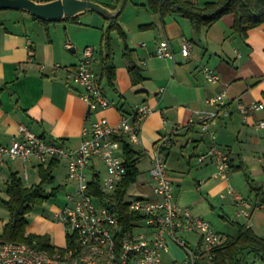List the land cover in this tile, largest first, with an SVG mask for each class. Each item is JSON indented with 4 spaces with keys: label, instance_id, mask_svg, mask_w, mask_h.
<instances>
[{
    "label": "crops",
    "instance_id": "crops-1",
    "mask_svg": "<svg viewBox=\"0 0 264 264\" xmlns=\"http://www.w3.org/2000/svg\"><path fill=\"white\" fill-rule=\"evenodd\" d=\"M93 1L110 8L118 3V0ZM193 1L200 4L207 0ZM146 2L131 0L126 7V0L118 15L125 31V43L132 50V61L141 68L144 76L136 85L131 82L128 63L123 56L125 43L115 30L110 33L109 59L114 66L113 83L109 84L102 74L99 50L102 32L109 22L98 13L86 11L75 20L44 23L33 19L26 11L12 14L4 11L8 9H0V144L17 136L18 125L23 123L39 136L60 139L76 148L84 125L99 116H105L111 124L117 125L122 114H130L139 104L146 103L151 110L141 121L139 142H130L131 147L143 153L137 162L139 173L132 183L138 190L135 197L152 196L151 154L158 138L168 134L170 140L162 153L178 205L208 219L216 231L236 236L237 223L245 224L246 219L236 215L240 205L228 192L231 188L251 203L247 225L256 235L264 237V206L256 202L244 174L264 189V124H257L264 121V107L246 117L237 109L238 101L264 105V22L241 37L232 30L233 14L227 13L196 31L187 18L175 12L162 21L157 12L147 8ZM124 7L127 13L123 11ZM143 24L152 26L141 28ZM162 39L168 41L173 58L154 54L157 42ZM185 39L192 43L188 56L180 51ZM85 46L95 48L96 59L92 67L111 102L110 107L91 113H87V104L77 94L66 70L52 71L51 68L55 63L66 67L75 65ZM41 64L45 65L44 69L40 68ZM201 65L214 68L219 79L207 81ZM223 92L227 113L219 114L213 128L216 142L229 152L231 169L226 179H218L212 175L215 170L213 159L199 161L197 158L206 150L208 138L199 134L196 122H187L197 113L209 114L216 110L206 99ZM177 126L180 128L175 132ZM52 159L55 161L54 184L43 187L48 192L52 186L60 185L66 194L67 190L73 189L67 176L66 161ZM38 169V164L29 163L24 169L21 160L6 159L0 173V193H6V180L11 172H16L25 186L35 185L40 180ZM104 172L100 158H92L87 167L88 178L94 174L101 177ZM7 197L6 193L2 199ZM65 200L66 196L62 202L53 203L48 217L34 214L27 230L47 234L50 243L63 247L66 243L64 227L53 220L51 213ZM2 208L0 232L10 217L8 209L4 205ZM185 238L193 246L198 241L195 233H187ZM239 259V264H264L249 251L240 253Z\"/></svg>",
    "mask_w": 264,
    "mask_h": 264
},
{
    "label": "built area",
    "instance_id": "built-area-1",
    "mask_svg": "<svg viewBox=\"0 0 264 264\" xmlns=\"http://www.w3.org/2000/svg\"><path fill=\"white\" fill-rule=\"evenodd\" d=\"M191 47L189 40H183L180 47L182 55L188 56ZM154 54L174 57L166 39L157 42ZM95 59V48L85 46L75 65L66 67L55 63L51 66L52 71L66 70L77 94L87 104V113L111 106L104 84L92 67ZM200 67L207 81L219 79L214 68L208 65ZM40 68L44 69L45 65L41 64ZM224 96L223 92L208 97L206 102L213 103L216 110L209 114L197 113L187 122H196L199 134L208 138L206 150L197 158L199 161L212 158L215 163L212 175L218 179H226L231 169L229 152L216 142L213 128L219 114L227 113ZM263 107L261 102H237V109L245 117ZM150 110L146 103H141L130 114H122L117 125L111 124L105 116H99L83 126L76 148L60 139L39 136L23 123L18 125V135L8 143L0 144V173L6 159L21 160L24 169L29 163L40 165L52 158L64 159L73 189L66 193L64 204L53 210L51 217L63 225L69 242L50 252L39 247L35 240L0 241V264H197L199 259L210 262L215 249L225 243L226 235L216 231L208 219L194 214L188 207H180L175 200L173 183L161 150L170 140V135H161L151 154L152 196L128 200L129 209L142 215L140 220L132 222L129 231L121 232L116 209L108 199L90 191L91 178L87 176V167L94 157L100 158L105 169L99 177L100 189L106 193L115 190L125 174L119 136H125L132 143L139 142L141 121ZM257 124L263 125L264 121ZM179 128L177 126L175 132ZM228 192L240 205L236 215L243 216L247 225L251 203L231 188ZM187 233L198 235L196 245H190L186 240ZM171 241L183 249V259L163 260Z\"/></svg>",
    "mask_w": 264,
    "mask_h": 264
},
{
    "label": "trees",
    "instance_id": "trees-1",
    "mask_svg": "<svg viewBox=\"0 0 264 264\" xmlns=\"http://www.w3.org/2000/svg\"><path fill=\"white\" fill-rule=\"evenodd\" d=\"M125 1L123 0L122 5H124ZM146 6L149 10L157 12L162 21H164V18L169 13H178L187 18L196 31L204 26H209L227 13L233 14L232 30L241 37H245L250 28L264 22V0H207L200 4L193 0H147ZM111 7H114V5ZM118 15L108 19L109 24L102 32L99 50V60L102 64L101 72L105 75L109 84H112L114 80V66L109 63L111 55V31H117L123 42L125 43L126 41L125 31L118 21ZM31 17L44 23L49 21L40 19L34 15H31ZM77 17L65 18L63 20H75ZM150 26L152 25H140L141 28H148ZM124 46L125 52L123 56L128 63L127 70L132 84L136 85L142 82L144 76L141 73V68L132 61V50L126 43ZM119 139L125 165V174L122 180L112 193H106L100 189L99 176L94 174L90 181V191L99 197H106L109 203L115 207L121 232H124L131 229L133 221L140 220L142 217L140 213L129 209L125 196L129 186L137 178L139 173L137 162L143 153L131 147L130 142L125 136L120 135ZM54 166V159H51L47 164H40L38 169L40 180L33 186H25L16 172L9 174L6 180V193L8 197L2 199V204L8 209L10 217L0 233V241L35 240L39 247L50 252L55 248H61L50 243V237L47 234H36L26 231L28 223L26 215L34 206L42 205L48 195L54 196L60 189V185H55L46 192L43 187L44 184L53 181L52 171ZM244 174L251 190L255 193L256 202L264 206V189L261 186L255 185L247 173ZM237 228V235L226 236L225 243L215 249L214 256L210 262L205 259H199L197 264H239V254L244 251L251 252L255 257L264 262V237L256 235L246 224L237 223ZM66 241L69 242L67 235Z\"/></svg>",
    "mask_w": 264,
    "mask_h": 264
},
{
    "label": "water",
    "instance_id": "water-1",
    "mask_svg": "<svg viewBox=\"0 0 264 264\" xmlns=\"http://www.w3.org/2000/svg\"><path fill=\"white\" fill-rule=\"evenodd\" d=\"M123 0L113 8L93 0H0V9L24 10L40 19L55 21L94 11L105 19L117 16Z\"/></svg>",
    "mask_w": 264,
    "mask_h": 264
},
{
    "label": "rangeland",
    "instance_id": "rangeland-1",
    "mask_svg": "<svg viewBox=\"0 0 264 264\" xmlns=\"http://www.w3.org/2000/svg\"><path fill=\"white\" fill-rule=\"evenodd\" d=\"M131 3V0H127V6L126 7H128V5ZM126 7H124V10L123 11H125V13H127L128 12V10H126L127 8ZM1 11V10H0ZM3 11V10H2ZM4 11H6L7 13H14V11H20V10H10V9H8V10H4ZM25 183H27V182H25ZM52 184H54L53 182H51V183H46L45 184V186H49L50 187V185H52ZM67 191H69V190H67ZM66 191V192H67ZM138 190H137V188L135 187V185L134 184H131L130 186H129V188H128V191H127V193H126V196H125V199L126 200H129V199H131V198H133V197H135L136 195L135 194H137L136 192H137ZM6 196V193L3 191V192H1L0 193V200L2 199V198H4ZM65 196H66V194H65V192H64V190L63 189H59L56 193H55V195L54 196H50V195H48L47 196V198H46V200L42 203V205H40V206H34L33 208H32V210L26 215V218H27V221H28V223H27V226H26V231L27 232H29L28 230H27V228H28V225H30V223H31V220H32V218H33V215L34 214H36V213H39V214H43L44 216H46V217H48L49 216V214H50V212H51V210H50V208L52 207V204L53 203H60V202H62L64 199H65ZM2 203H1V201H0V215L2 214V212L1 211H3L2 209ZM51 215H52V213H51ZM2 232V231H1ZM0 232V233H1ZM33 233V232H32ZM183 257H184V251H183V249H181L178 245H176L174 242H170V244H169V249H168V251L167 252H165L164 254H163V260L164 261H170V260H174V259H183Z\"/></svg>",
    "mask_w": 264,
    "mask_h": 264
}]
</instances>
